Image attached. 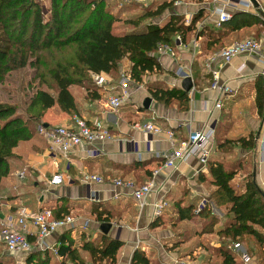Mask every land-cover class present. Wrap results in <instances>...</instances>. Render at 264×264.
Here are the masks:
<instances>
[{
	"label": "crops",
	"instance_id": "obj_1",
	"mask_svg": "<svg viewBox=\"0 0 264 264\" xmlns=\"http://www.w3.org/2000/svg\"><path fill=\"white\" fill-rule=\"evenodd\" d=\"M156 2L164 3L165 0ZM176 2L179 3L177 7L183 10L186 22L187 19L192 20L195 14L201 15L196 31L207 28L216 36L207 40L206 36L195 35L191 43L177 44L173 59L155 54L159 68L145 74L140 83L132 80L129 99L116 110L108 108L106 101L109 96L121 94L119 75L106 74L108 84L99 88L93 82L92 73H89L90 83L86 87L70 89L76 114L64 113L55 105L41 120L46 127L70 126L75 117L89 124L100 120L112 136L111 140L93 146L82 145L61 154L50 150L47 141L37 134L16 149L10 173L0 185V226L10 217L14 220L19 207L31 213L50 210L54 219L69 216L73 220L71 225L59 228L45 238L43 249L27 253L23 257L24 264L26 257L36 252H48L53 264H90L85 261L88 253L83 245L88 242L99 245L104 239L122 243L116 255V264H130L136 250L142 251L149 260L157 257L163 264H222L218 253L222 246L231 249L240 260L244 248L233 247L234 244L221 234L226 220L225 209L215 206L209 195L213 188L197 178L200 173L206 175V163L193 157L188 162H177L174 167L166 168L163 166L164 158L158 157V154L171 152L167 136L169 131L177 144L186 140L190 131L213 127L215 140L209 146L207 159L225 163L240 160L242 168L237 179L241 180L246 174L244 169H249L264 194V117H258L255 107V82L260 80L264 86V63L259 58L238 56L227 64L216 59L210 71L204 67L210 56L235 41L264 38V0ZM246 4L249 6L246 7ZM219 7L231 12L232 18L216 28L214 11ZM236 15L251 16L255 20L250 26L232 30L231 27L239 20V17L233 18ZM179 69L188 73L191 79L187 103L171 101L165 106L153 99L152 94L159 90L176 88L184 91L183 84L187 81L184 75L178 74ZM212 70L219 71V84L228 86L234 92L222 100L219 110L214 109L219 94L211 89ZM148 98L151 99L150 106L144 109L143 102ZM135 124H152L160 133L150 135L134 128ZM249 138L255 142L253 149L244 148L238 142ZM227 141L232 145L219 147ZM56 172L63 175L64 182L59 186L48 185ZM91 175L102 177L104 183L83 181L84 176ZM113 179L131 180L137 186L153 181L155 185L140 207L128 190L112 187L109 182ZM162 202L166 206L157 217H162L165 229L162 223L150 229L149 226L157 218L155 205ZM206 203H209L218 223L212 232L203 234V219L195 212ZM177 204L183 208L193 206L195 216L190 220H179L175 208ZM104 224L111 226L107 233L101 230ZM26 231L28 240L33 242L38 228L31 220L27 222ZM0 245L4 249L0 261L3 259L5 264H17L20 256H14L4 245ZM62 246L76 250L77 258L83 263L79 259H71L68 254L59 255ZM250 264H254L253 258Z\"/></svg>",
	"mask_w": 264,
	"mask_h": 264
},
{
	"label": "trees",
	"instance_id": "obj_2",
	"mask_svg": "<svg viewBox=\"0 0 264 264\" xmlns=\"http://www.w3.org/2000/svg\"><path fill=\"white\" fill-rule=\"evenodd\" d=\"M44 1L0 0V83L12 71L28 66L38 69L42 65V53L70 51V59L66 63L55 64L54 68L47 70L45 78L40 76L41 83H45L48 77L49 86L54 88L53 94L38 89L22 113L15 106L0 104V185L10 173V164L16 159L18 146L32 140L38 134L39 125L44 126L41 120L47 110L57 105L64 113H77L70 89L86 87L90 83L89 73L116 75L118 64L126 59L131 65L132 80L140 83L145 74L159 68L155 55L158 45H169L175 50L178 42L180 45L188 44L192 33L196 37L206 36L207 40L216 36L207 28L196 31L200 14L193 15L189 25H185L183 16L176 15L154 24L153 21L172 9L177 0L155 2L159 5L157 7L152 2L139 16L125 20L124 25L129 29L121 33L115 32L119 18L108 12L105 0H47V8L43 6ZM131 5L138 6L135 3ZM236 16L233 18L239 17V20H235L232 30L250 26L255 20L251 16ZM187 92L175 88L159 90L152 95L157 102L168 106L171 101L186 104ZM255 92L257 115L263 118L264 86L260 80L255 82ZM238 142L244 148L255 147L252 138ZM226 145L232 144L227 141L219 144V147ZM205 163L206 175L200 173L197 178L213 188L209 195L215 206L225 209L226 220L221 231L223 238L234 244L233 247H243L246 241L251 242V249L243 247L245 253L248 256L252 254L250 259L253 256L261 257L260 263L264 264V197L253 174L249 169H244V177L237 179L242 168L240 160L225 163L207 159ZM175 208L181 221L192 219L196 210L193 206L183 208L178 204ZM197 215L203 219L201 233L212 232L218 219L212 215L209 203L199 208ZM157 226L158 222H153L149 228ZM121 246L118 240L104 239L99 245L85 243L83 249L88 253L90 264H116V255ZM58 253L61 256L68 254L73 260L79 259L76 250L71 251L69 247L62 246ZM218 253L222 264H241V258L238 260L231 249L222 246ZM79 261L83 263V260ZM25 264L53 263L48 252H36L26 257ZM130 264L151 262L142 251L136 250Z\"/></svg>",
	"mask_w": 264,
	"mask_h": 264
},
{
	"label": "built area",
	"instance_id": "obj_3",
	"mask_svg": "<svg viewBox=\"0 0 264 264\" xmlns=\"http://www.w3.org/2000/svg\"><path fill=\"white\" fill-rule=\"evenodd\" d=\"M160 0H119L121 4H140L147 6L152 2ZM178 2H175L174 6L177 7ZM246 7L249 5H245ZM216 20L214 26L220 28L221 25L228 22L232 18L231 12L227 11L225 7H219L215 9ZM190 19L187 22L190 23ZM178 42V40H177ZM179 44V42L177 43ZM180 45V44H179ZM157 55H165L173 59L175 57V51L169 45H158L156 49ZM238 56H249L259 58L264 63V38H246L240 41H235L227 47L219 50L217 53L210 56L204 67L210 71V66L215 63L216 59H220L221 62L227 64ZM178 74L184 75L185 78H190V75L185 71L179 69ZM212 84L211 89L216 90L219 94V99L214 105L215 110H219L222 106V100L226 97H230L234 94L233 90L225 85H220L219 71L212 70ZM94 84L103 88L108 84L109 77L104 73L92 74ZM120 87L121 94L119 96H109L107 98V107L116 110L130 97V83L132 78L130 72H120ZM134 128L141 130L148 134H159L160 130L152 124L139 125L135 124ZM37 133L42 136L48 143L50 150L57 151L61 154L69 153L73 148L89 145L93 146L95 143L103 142L105 140H111L107 127L100 120L92 121L90 124L82 118H73L70 126H58V127H45L39 125L37 127ZM171 152L158 154V157L164 158V167L172 168L177 162H188L189 159L196 157L202 163H205L209 155V146L213 142L214 128L208 127L200 131L189 132L187 139L179 143H175L173 140L172 132L167 133ZM21 177V174L19 175ZM83 181L93 184H102L104 180L98 175L84 176ZM64 182L63 175L61 173H54L48 185L59 186ZM112 187L117 189L128 190L137 202L142 207L144 205L145 198L153 191L155 183L150 181L146 184L137 186L131 180H118L113 179L109 182ZM166 206L165 202L157 203L155 205V216L161 214L162 209ZM199 211V209H198ZM197 211V213H198ZM31 220L34 226L38 228L33 242L28 240L26 234L27 222ZM73 222L71 217H63L61 219H54L50 210H41L37 213H31L24 207H19L16 212V217L8 218L4 222H1L0 226V243L5 246L6 250L14 256L19 255V261L17 264H24V256L32 250H40L44 248V239L57 229L66 225H71ZM22 258V259H21ZM241 264H250L251 259L245 253L240 255Z\"/></svg>",
	"mask_w": 264,
	"mask_h": 264
},
{
	"label": "rangeland",
	"instance_id": "obj_4",
	"mask_svg": "<svg viewBox=\"0 0 264 264\" xmlns=\"http://www.w3.org/2000/svg\"><path fill=\"white\" fill-rule=\"evenodd\" d=\"M106 6L108 12H110L114 16H118L119 22L116 23L115 32L121 33L128 31L129 27L124 25V21L130 18H135L139 16V14L144 10V8L147 6L138 5L137 7L132 6L131 4L125 5L121 4L119 0H105ZM156 7L159 6L155 2L153 3ZM44 7H48V1L45 0L43 2ZM183 10L178 7H172V9L168 10L167 12H164V14L157 18V20H154V24H160L163 21H166L170 15H176V16H183L185 25L190 24L185 21V16L182 14ZM182 18V17H181ZM182 19V22H183ZM149 21H146V23ZM189 42L191 43L195 39V34L192 33L189 36ZM176 49V48H175ZM70 51L68 49L60 52L52 51L49 54L42 53V65L37 68L33 67H26L22 69H18L15 71H12L8 73L5 77V79L0 83V104H6L15 106L18 110V112H24L27 109V106L30 102V99L35 94V92L38 89L48 91L50 94H53L54 88H51L49 86V79L46 78L45 83L40 82V76H43L44 78L47 76V70L54 68L55 64H63L66 63L67 60L70 59ZM130 63L128 60L123 59L117 67V74L119 75L120 72H127L130 70ZM49 87V88H48ZM142 98V97H141ZM141 100V99H140ZM202 205V204H201ZM199 208L196 210V214ZM195 216V214H194ZM162 217L155 218L154 222L162 223L164 225L165 229V223L163 224V221H161ZM247 244H244L243 247L246 249L252 248V243L249 241H246ZM251 243V244H249ZM245 252V249L243 250ZM4 249L0 245V257H3ZM248 253L250 254V251L248 250ZM250 254L249 256H251ZM153 257V256H150ZM155 257V256H154ZM253 256L254 264H262L260 263L261 257ZM6 259V258H5ZM153 260V261H152ZM86 262H90L89 259L85 260ZM153 262L152 264H163L161 260H158L157 257L154 259H150V262ZM91 263V262H90ZM0 264H5L2 261H0ZM10 264V263H9ZM94 264V263H92Z\"/></svg>",
	"mask_w": 264,
	"mask_h": 264
},
{
	"label": "water",
	"instance_id": "obj_5",
	"mask_svg": "<svg viewBox=\"0 0 264 264\" xmlns=\"http://www.w3.org/2000/svg\"><path fill=\"white\" fill-rule=\"evenodd\" d=\"M186 83L185 84H183V89L184 90H186V91H189L190 89H191V87H192V84H191V79L190 78H186ZM150 103H151V99H146L144 102H143V107H144V109H148L149 108V106H150ZM45 127H46V125H45ZM262 195H263V197H264V194L262 193ZM110 225L109 224H104V225H102L101 226V230L102 231H104L105 233H107L108 231H109V229H110Z\"/></svg>",
	"mask_w": 264,
	"mask_h": 264
}]
</instances>
